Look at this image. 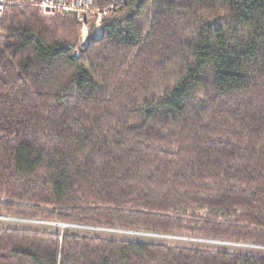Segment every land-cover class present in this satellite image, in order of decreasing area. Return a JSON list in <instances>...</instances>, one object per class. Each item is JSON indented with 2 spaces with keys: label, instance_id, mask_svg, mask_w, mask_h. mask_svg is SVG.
I'll use <instances>...</instances> for the list:
<instances>
[{
  "label": "trees",
  "instance_id": "obj_1",
  "mask_svg": "<svg viewBox=\"0 0 264 264\" xmlns=\"http://www.w3.org/2000/svg\"><path fill=\"white\" fill-rule=\"evenodd\" d=\"M123 1L84 47L75 15L5 9L0 215L264 247V0ZM0 264L264 255L15 228Z\"/></svg>",
  "mask_w": 264,
  "mask_h": 264
},
{
  "label": "rangeland",
  "instance_id": "obj_2",
  "mask_svg": "<svg viewBox=\"0 0 264 264\" xmlns=\"http://www.w3.org/2000/svg\"><path fill=\"white\" fill-rule=\"evenodd\" d=\"M96 26L95 21H92L90 25V30L92 27ZM88 32V36L90 34ZM99 35V33H97ZM88 36L83 39V36L80 32V44L81 47L87 42ZM85 40V41H84ZM0 202H4V198L0 197ZM0 229L3 231L5 229H33L41 230L46 232H58L63 234L65 232H71L78 235L85 236H97V237H112L125 240H138L146 243H156V244H165V245H178V246H194L201 248H213L218 250H224L230 253H239V254H263L264 247L255 246L251 244H243L236 242H227V241H215V240H205L197 239L194 237H179V236H169L164 234H155L148 233L144 231H134V230H117V229H108V228H96V227H87L80 225H73L69 223H64L60 221H44V220H28L9 217L7 215H0ZM60 240L62 237L60 236Z\"/></svg>",
  "mask_w": 264,
  "mask_h": 264
},
{
  "label": "built area",
  "instance_id": "obj_3",
  "mask_svg": "<svg viewBox=\"0 0 264 264\" xmlns=\"http://www.w3.org/2000/svg\"><path fill=\"white\" fill-rule=\"evenodd\" d=\"M23 5L38 8L46 17L75 15L77 26L86 40L92 21H95V30L99 33L104 18L115 14L124 5V1L105 0V6H98L97 0H0V20L8 6ZM2 232L0 229V234Z\"/></svg>",
  "mask_w": 264,
  "mask_h": 264
}]
</instances>
